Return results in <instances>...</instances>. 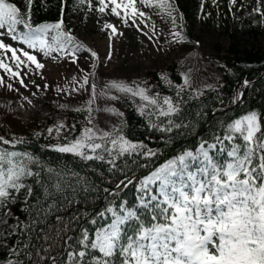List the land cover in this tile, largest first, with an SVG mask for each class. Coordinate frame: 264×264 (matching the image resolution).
<instances>
[{"label": "snow or ice", "instance_id": "1", "mask_svg": "<svg viewBox=\"0 0 264 264\" xmlns=\"http://www.w3.org/2000/svg\"><path fill=\"white\" fill-rule=\"evenodd\" d=\"M155 2L162 10L170 7L169 0ZM97 3L101 13L111 4L113 15L119 16L117 9H122L126 16L129 10L132 15H145L135 7L137 0ZM139 3L150 6L152 0ZM26 4L25 12L10 0H0V36L7 34L28 49L39 46L45 55L64 52L74 38L62 30V21L33 25V0H26ZM105 27L116 31L111 24ZM0 50L10 52L17 67L24 63L17 56L20 52L37 69L44 68L28 51L13 48L2 40ZM68 53L74 55V50L69 49ZM0 69L13 77L20 75L2 60ZM20 83L23 86V79ZM87 83L85 77L83 84ZM110 87L133 91L123 85ZM92 90L95 92V86ZM133 95L152 105L157 103L142 90ZM163 104L167 108L159 110L160 116L178 111L168 98ZM0 143L12 142L0 138ZM142 147L122 136L108 132L97 135L93 128H87L81 138L57 146L56 151L84 160L107 159L115 165L120 156L131 155ZM214 153H219L220 158ZM144 155L155 153L149 150ZM33 163L34 158L27 153L0 150V201L23 188L24 178L38 175L30 167ZM51 187L60 192L63 184L58 179ZM137 192L135 208L125 203L109 204L90 220L92 230L84 228L79 232L74 249L67 252V264H264V125L255 112L227 123L214 143H201L195 152L184 151L158 166L140 181Z\"/></svg>", "mask_w": 264, "mask_h": 264}, {"label": "rangeland", "instance_id": "2", "mask_svg": "<svg viewBox=\"0 0 264 264\" xmlns=\"http://www.w3.org/2000/svg\"><path fill=\"white\" fill-rule=\"evenodd\" d=\"M61 1L69 35L85 48L78 49L71 42L64 52L45 55L39 46L28 49L7 34L0 36L5 44L28 51L44 65L37 69L17 52L24 61L17 67L11 53L0 50V60L20 74L13 77L0 69V121L8 125L13 137L21 136L29 124L46 125L63 140L58 146L67 145L71 138L61 123L65 115L79 110L82 131L76 139L87 128H93L97 135L108 132L122 136L121 99L143 114H159L161 108H167L164 97L153 96L136 84L144 82L148 73L156 72L163 82L171 84L169 68L176 66L184 87L201 94L216 84L218 76L213 65L224 66L226 50L233 44L240 49L264 50V0H169L170 7L163 10L155 0L150 6L137 0L135 7L144 16L132 15L131 10L126 16L122 9H117L119 16L113 15L111 4L101 13L97 11V0ZM48 10L55 12L53 7ZM69 49L74 55H69ZM85 77L87 84H83ZM113 84L133 91L110 87ZM141 90L157 103L152 105L133 95ZM23 185L18 192L12 191L13 197L0 209V250H7L5 238L17 229L12 207L26 201L29 187Z\"/></svg>", "mask_w": 264, "mask_h": 264}, {"label": "trees", "instance_id": "3", "mask_svg": "<svg viewBox=\"0 0 264 264\" xmlns=\"http://www.w3.org/2000/svg\"><path fill=\"white\" fill-rule=\"evenodd\" d=\"M49 1L33 0L30 22L40 25L62 21V30L69 34L62 1L54 4ZM10 2L27 11L26 0ZM48 6L55 12L50 13ZM72 43L78 49L85 48L75 38ZM226 52L224 66L213 65L218 76L216 84L201 94L184 87L176 66L169 68L171 84L163 82L156 72L148 73L144 82L136 83L153 96L168 98L178 111L166 117L143 114L127 100L121 99L124 109L122 136L128 142L143 147L131 155L120 156L115 165L109 164L107 159L84 160L72 153L56 151L63 140L54 128L29 124L21 136L13 137L8 125L0 121V138L12 142L7 145L0 143V150L27 153L34 158L30 165L32 171L38 173L22 181L31 191L26 201L12 207L18 226L5 238L7 250H0V263L67 264V252L74 249L75 238L84 228L92 230L90 220L96 218L100 211L109 204L125 203L127 207H136L137 187L142 177L135 178L127 186L125 182L155 168L175 145L195 137L208 118L204 132L192 143L177 147L165 162L184 151L195 152L201 143H214L227 123L246 114L255 112L264 125V72L261 71L264 69V50L258 51L254 47L240 49L233 44ZM245 75L246 85L242 88ZM242 90L243 96L239 100ZM81 114L80 110L70 112L61 123L71 142L82 131ZM169 128L171 131L167 130ZM149 150L155 155H144ZM214 155L220 158L219 153ZM58 179L63 184L60 192L51 187ZM12 197L13 194L0 201V209Z\"/></svg>", "mask_w": 264, "mask_h": 264}, {"label": "water", "instance_id": "4", "mask_svg": "<svg viewBox=\"0 0 264 264\" xmlns=\"http://www.w3.org/2000/svg\"><path fill=\"white\" fill-rule=\"evenodd\" d=\"M261 71L264 72V69H262ZM241 97H242V94H241ZM209 120H210V118H208V120H207L206 124L204 125V127L200 130V132H199L195 137H193L192 139H190V140L187 141V142H184V143H180V144L175 145V146L171 149V151L167 154V156H168V155H169L174 149H176L178 146L183 145V144H186V143H188V142H192V141H194L199 135H201V134L204 132V130L206 129V126H207ZM163 160H164V159H163Z\"/></svg>", "mask_w": 264, "mask_h": 264}]
</instances>
